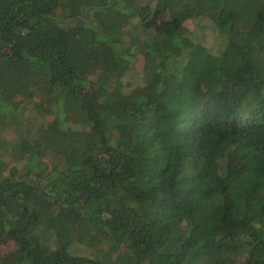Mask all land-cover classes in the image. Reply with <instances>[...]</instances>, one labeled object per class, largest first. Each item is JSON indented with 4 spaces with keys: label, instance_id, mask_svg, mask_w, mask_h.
<instances>
[{
    "label": "trees",
    "instance_id": "trees-1",
    "mask_svg": "<svg viewBox=\"0 0 264 264\" xmlns=\"http://www.w3.org/2000/svg\"><path fill=\"white\" fill-rule=\"evenodd\" d=\"M2 236L0 264H264V0H0Z\"/></svg>",
    "mask_w": 264,
    "mask_h": 264
},
{
    "label": "rangeland",
    "instance_id": "rangeland-1",
    "mask_svg": "<svg viewBox=\"0 0 264 264\" xmlns=\"http://www.w3.org/2000/svg\"><path fill=\"white\" fill-rule=\"evenodd\" d=\"M187 27L191 29L197 36L201 39V41L208 47L210 52L214 54H218L222 49V38L218 31L215 29V26L211 20L207 17H198L195 19H191L187 22ZM141 70L139 63H135L131 69L128 71L126 76L124 77V89L127 91L133 89L139 83H141ZM127 91V92H128ZM50 116L46 117H35V127H37L42 122H47L50 120ZM31 121H34L33 118ZM7 138L13 137V132H8L6 134ZM15 246L13 239L9 236L0 237V253L4 254L11 251ZM72 252L75 254H87L93 253L92 250L79 245L78 243H74L72 248Z\"/></svg>",
    "mask_w": 264,
    "mask_h": 264
}]
</instances>
